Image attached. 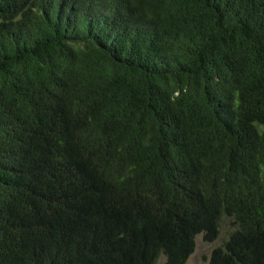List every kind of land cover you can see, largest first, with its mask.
Here are the masks:
<instances>
[{"label":"trees","instance_id":"1","mask_svg":"<svg viewBox=\"0 0 264 264\" xmlns=\"http://www.w3.org/2000/svg\"><path fill=\"white\" fill-rule=\"evenodd\" d=\"M264 264V0H0V264Z\"/></svg>","mask_w":264,"mask_h":264},{"label":"rangeland","instance_id":"2","mask_svg":"<svg viewBox=\"0 0 264 264\" xmlns=\"http://www.w3.org/2000/svg\"><path fill=\"white\" fill-rule=\"evenodd\" d=\"M235 229L232 219L223 217L220 222L219 235L214 242H205L203 236L199 235L195 238V247L193 253L188 258L186 264H206L209 261L210 255L215 248L223 247L228 240L229 235ZM160 263L164 261L161 256Z\"/></svg>","mask_w":264,"mask_h":264}]
</instances>
